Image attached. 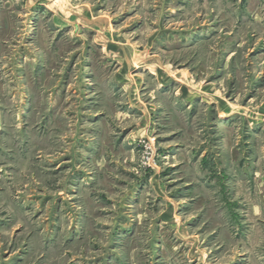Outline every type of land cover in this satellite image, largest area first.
Segmentation results:
<instances>
[{"label": "rangeland", "instance_id": "rangeland-1", "mask_svg": "<svg viewBox=\"0 0 264 264\" xmlns=\"http://www.w3.org/2000/svg\"><path fill=\"white\" fill-rule=\"evenodd\" d=\"M0 264H264V0H0Z\"/></svg>", "mask_w": 264, "mask_h": 264}]
</instances>
